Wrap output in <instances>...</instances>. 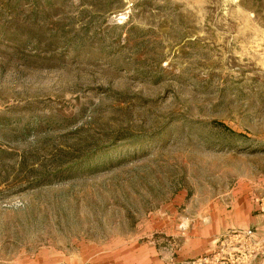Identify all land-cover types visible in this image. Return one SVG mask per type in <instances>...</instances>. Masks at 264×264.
Segmentation results:
<instances>
[{
	"label": "rangeland",
	"instance_id": "obj_1",
	"mask_svg": "<svg viewBox=\"0 0 264 264\" xmlns=\"http://www.w3.org/2000/svg\"><path fill=\"white\" fill-rule=\"evenodd\" d=\"M262 203L264 0H0V264H264Z\"/></svg>",
	"mask_w": 264,
	"mask_h": 264
},
{
	"label": "crops",
	"instance_id": "obj_2",
	"mask_svg": "<svg viewBox=\"0 0 264 264\" xmlns=\"http://www.w3.org/2000/svg\"><path fill=\"white\" fill-rule=\"evenodd\" d=\"M253 207H251V210L249 211V214H248L250 216L246 220L245 226H243V227H246V228L252 227L253 230L257 233V235H260L262 233V230H264V208H261L259 210L257 208H253ZM246 228H242V229H246ZM253 237H255V236H253ZM243 239L245 240V243H246V245L242 246L244 248V251H247V250L251 249L252 248V243H253V247L256 246V243L253 242V238L252 237L243 236L238 241L239 242L243 241ZM238 241H236V242H238ZM260 253H262V255H264V252L260 251ZM250 264H257V263L252 262Z\"/></svg>",
	"mask_w": 264,
	"mask_h": 264
},
{
	"label": "built area",
	"instance_id": "obj_3",
	"mask_svg": "<svg viewBox=\"0 0 264 264\" xmlns=\"http://www.w3.org/2000/svg\"><path fill=\"white\" fill-rule=\"evenodd\" d=\"M262 205H264V203H262ZM236 233H237L236 236L239 238H241L243 236L252 237L253 241L256 244L264 243V230H262L261 236L256 235V232L254 230H250V229L237 231ZM253 236H255V237H253Z\"/></svg>",
	"mask_w": 264,
	"mask_h": 264
}]
</instances>
